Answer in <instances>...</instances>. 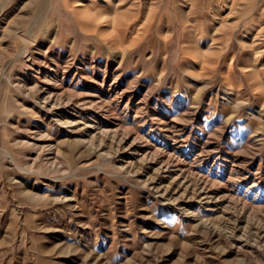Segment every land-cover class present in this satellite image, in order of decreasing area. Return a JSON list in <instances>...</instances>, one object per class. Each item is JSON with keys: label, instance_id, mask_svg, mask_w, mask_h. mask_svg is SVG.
Masks as SVG:
<instances>
[{"label": "rangeland", "instance_id": "rangeland-1", "mask_svg": "<svg viewBox=\"0 0 264 264\" xmlns=\"http://www.w3.org/2000/svg\"><path fill=\"white\" fill-rule=\"evenodd\" d=\"M0 264H264V0H0Z\"/></svg>", "mask_w": 264, "mask_h": 264}, {"label": "bare ground", "instance_id": "bare-ground-1", "mask_svg": "<svg viewBox=\"0 0 264 264\" xmlns=\"http://www.w3.org/2000/svg\"><path fill=\"white\" fill-rule=\"evenodd\" d=\"M52 98V97H51ZM49 99V98H48ZM49 100H52V99H49ZM53 101V100H52ZM53 106V105H52ZM206 195V194H205Z\"/></svg>", "mask_w": 264, "mask_h": 264}]
</instances>
